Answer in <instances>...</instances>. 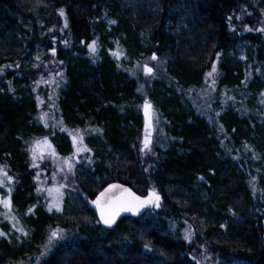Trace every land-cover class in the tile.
I'll return each mask as SVG.
<instances>
[{"label": "trees", "instance_id": "obj_1", "mask_svg": "<svg viewBox=\"0 0 264 264\" xmlns=\"http://www.w3.org/2000/svg\"><path fill=\"white\" fill-rule=\"evenodd\" d=\"M262 29L264 0H0V264H264ZM71 133L90 151L69 171ZM55 170L56 214L37 182ZM111 181L159 207L101 223Z\"/></svg>", "mask_w": 264, "mask_h": 264}, {"label": "snow or ice", "instance_id": "obj_2", "mask_svg": "<svg viewBox=\"0 0 264 264\" xmlns=\"http://www.w3.org/2000/svg\"><path fill=\"white\" fill-rule=\"evenodd\" d=\"M63 14V13H62ZM114 23V22H113ZM264 31V29H262ZM95 41H93L92 45H90L91 51L95 52ZM53 52L55 50L53 49ZM114 55L119 56L120 53H114ZM152 59H156L155 55H153ZM145 70L147 72H152L151 68H148L145 66ZM216 71L215 65L212 67V71L208 73L209 76H211ZM150 107V104L146 101L145 102V110L147 115V109ZM146 133H147V127H146ZM74 145L77 142V136L73 135L72 137ZM80 140L83 139V137H79ZM150 140L148 139V136L145 137L144 147L149 148ZM33 155V161L35 162L38 158H43L44 153L47 151L50 155L56 156V152L54 147L51 145L50 140L48 137H44L41 139H37L33 142L32 148L30 149ZM77 152L80 151H90V149H87L86 146L83 148L77 147ZM63 163L67 164L68 170L71 171L73 168V164L71 162V158H63ZM61 171H63V168H61ZM13 177L8 175V172L4 170L2 167H0V187L6 186L7 182H12ZM63 185H60L59 187H56L54 189H49L50 195L53 192H56L58 195L54 197V203L49 205V211H52L53 207L55 206L57 210H59V204L55 203L56 200L59 198L60 194V188H62ZM113 189H116L120 192V195L117 196L115 193L112 192ZM39 190V189H38ZM11 194H12V188L8 187L6 196L0 197V205L3 206V208L6 210L4 212V216L6 219H12L15 221V217L11 215L12 213V200H11ZM111 194V195H110ZM159 195L155 192V190H152L149 192V195L145 198H142L140 196H137L134 192L131 191V189L124 188L122 185H109L108 189H105L104 192H101L100 195L97 197L95 201H93L94 204L97 205V208L100 212V220L105 225H112L116 221V217L122 212V211H129V212H136L138 213L141 208H143L146 204H155L156 207H159ZM31 211V209L29 210ZM15 227V224L13 225ZM23 232V229H19ZM3 233H0L2 235ZM25 235L27 233H24ZM63 238L62 230L55 229L52 230L49 236V244L54 239ZM145 247H148L145 245Z\"/></svg>", "mask_w": 264, "mask_h": 264}, {"label": "rangeland", "instance_id": "obj_3", "mask_svg": "<svg viewBox=\"0 0 264 264\" xmlns=\"http://www.w3.org/2000/svg\"><path fill=\"white\" fill-rule=\"evenodd\" d=\"M144 69H145V67H144ZM145 72L147 73V74H149V75H151L152 74V72H154V66L152 67V72H147L146 70H145ZM149 102L151 103V105H150V115H149V120L148 121H150L151 120V118H153V116L155 115V113H156V110H154V106H152V102L149 100ZM49 107V106H48ZM142 108H143V104H142ZM146 128V127H145ZM73 135H76L77 136V142H76V144L74 145V143H73V139H72V137H73ZM146 135L148 136V139L150 140V135H151V131H150V129H147V133L145 134V137H146ZM71 142H70V147L72 148V150L70 151V153L69 154H67V155H65V156H63V158H70L71 156H73L74 158H78V159H83V157L84 156H86V154H87V151H80V152H77L76 151V149H77V147H81V148H83L84 146H86L85 145V143H84V139H82V140H80L79 139V137H81V135H79V134H77V133H71ZM83 137V136H82ZM145 140V139H144ZM52 146L54 147V149H55V145L54 144H52ZM87 149H89L88 147H87ZM56 150V149H55ZM47 152V151H46ZM50 155V154H49ZM49 161H50V163L49 164H47V173L49 174V173H53L54 171V168H60V162H58V160L57 159H55V157L54 156H52V155H50L49 157ZM61 159H62V157H61ZM38 160V159H37ZM39 161V160H38ZM57 171L55 170V173L53 174V175H50V177H46V178H42V175H38V177H37V182L39 183V185H42V186H40V187H42V190H43V192L47 195V204L48 205H50V204H53L54 203V197H56L58 194L56 193V192H53L51 195H50V193H49V189H54V188H56V187H59L60 185H61V183H60V177H58V175H57ZM45 182V183H44ZM0 189L1 190H3V191H5V193L7 194V190H8V185L6 184V186H3V187H0ZM69 191H71V187H70V190ZM69 191H66L65 192V195L62 193V189L60 188V194H59V198H58V200H56L55 201V203H58L59 204V210H57V208L54 206L53 207V210H54V213L56 214V212H60L61 210H62V206H63V204H65L64 203V201H65V199H67V202L69 201V199H70V197L72 196V192L70 193ZM67 194V195H66ZM74 194H76V195H79L78 194V192H74ZM140 194V193H139ZM2 196H6V195H1L0 194V197H2ZM145 196H148V193L145 195ZM64 200V201H63ZM91 203H92V201H91ZM67 204V203H66ZM65 204V205H66ZM92 205H93V203H92ZM149 207H155V204H148V207L147 208H149ZM146 208V209H147ZM14 210L16 211V209H15V207H14ZM6 210L3 208V206L2 205H0V222H3L6 218H5V216H4V212H5ZM145 214V213H144ZM3 228V227H2ZM5 229V228H4Z\"/></svg>", "mask_w": 264, "mask_h": 264}, {"label": "water", "instance_id": "obj_4", "mask_svg": "<svg viewBox=\"0 0 264 264\" xmlns=\"http://www.w3.org/2000/svg\"><path fill=\"white\" fill-rule=\"evenodd\" d=\"M148 68H150V66H147ZM146 102V101H145ZM145 102H144V110H145ZM148 102V101H147ZM150 104V102H148ZM149 115H150V107L147 109V115H146V110H145V116H146V119L149 120ZM109 185H122L124 188H127V189H131L132 192H134L137 196H140L142 198H145L147 196L145 195H141L139 194L136 190H133L129 185H127L126 183H121L119 181H111L110 183H107L106 185L102 186L100 188V191L99 193L94 197V199L92 200V203L93 201H95L97 199V197L100 195L101 192H104L105 189H108ZM113 193H115L117 196L120 195V192L116 189H113L112 190ZM111 195V194H110ZM149 195V193H148ZM148 207V204H146L143 208H141L139 210L138 213L136 212H129V211H122L117 217H116V221L124 216H131V217H135V216H141L145 213L146 211V208ZM93 208L95 210V213L97 214L98 216V219L101 223H103L101 220H100V212H99V209L97 208V205L93 203ZM115 221V222H116ZM104 224V223H103Z\"/></svg>", "mask_w": 264, "mask_h": 264}]
</instances>
